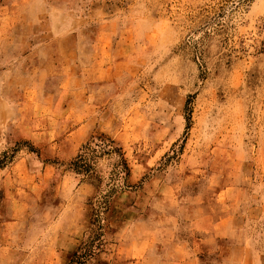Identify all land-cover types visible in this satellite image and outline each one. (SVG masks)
Instances as JSON below:
<instances>
[{"label": "rangeland", "instance_id": "obj_1", "mask_svg": "<svg viewBox=\"0 0 264 264\" xmlns=\"http://www.w3.org/2000/svg\"><path fill=\"white\" fill-rule=\"evenodd\" d=\"M16 2L0 0V264H67L96 237L85 264H264V0ZM100 137L124 186L107 157L91 180L70 169Z\"/></svg>", "mask_w": 264, "mask_h": 264}, {"label": "trees", "instance_id": "obj_2", "mask_svg": "<svg viewBox=\"0 0 264 264\" xmlns=\"http://www.w3.org/2000/svg\"><path fill=\"white\" fill-rule=\"evenodd\" d=\"M103 157H107L111 163L110 181L116 187L125 185L129 174L127 162L124 157L122 148L113 140L107 138H96L87 142L80 149L79 154L70 163V169L79 175H84L91 180L95 177V164ZM106 201L103 202L101 209L104 208ZM100 227V226H99ZM101 228H98L100 231ZM99 241L98 237L90 240V243H84L79 246L72 254L67 264H85L86 261L95 255V251L99 250L100 242L95 247L94 241ZM94 248L96 249L94 251Z\"/></svg>", "mask_w": 264, "mask_h": 264}, {"label": "crops", "instance_id": "obj_3", "mask_svg": "<svg viewBox=\"0 0 264 264\" xmlns=\"http://www.w3.org/2000/svg\"><path fill=\"white\" fill-rule=\"evenodd\" d=\"M15 1H17V2H16L17 5L20 4V1H21V2L25 1L26 5H28V3H29V4L34 3V2H32L33 0H15Z\"/></svg>", "mask_w": 264, "mask_h": 264}]
</instances>
